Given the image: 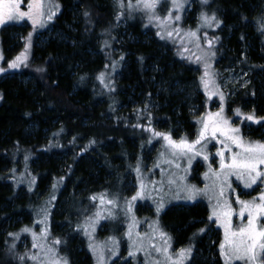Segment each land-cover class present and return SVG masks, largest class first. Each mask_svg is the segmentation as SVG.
<instances>
[{
    "label": "trees",
    "instance_id": "obj_1",
    "mask_svg": "<svg viewBox=\"0 0 264 264\" xmlns=\"http://www.w3.org/2000/svg\"><path fill=\"white\" fill-rule=\"evenodd\" d=\"M58 1L61 10L51 24L52 32L58 36L41 46L31 43L26 52V66L14 68V72L6 73L4 76L8 77L0 80V264H25L7 253L9 233L19 227V222L13 228L8 224L15 220L21 225L28 223L31 211L40 203L38 196L54 181L60 184L54 204L58 208L55 213L52 211L50 224L54 230L64 225V233H57L64 238L72 234L70 216L84 195L110 181L122 183L132 155L139 154L142 158L146 154L152 135L145 129L171 131L176 135H190L195 129L187 100L176 90L183 86L187 93H192L189 83L195 77L193 71L197 69L198 75L203 76L204 63H197L187 52L182 56L185 58L176 55L175 45L156 36L157 22L143 20L145 12L132 11L129 15L127 8L117 7L116 0ZM194 1L197 3L193 10L200 8L221 21L219 27L213 23L209 30L213 39L218 37L215 55L206 60L209 68L218 72L241 59L242 68L248 66L258 80H252L233 101L254 86L255 98L246 101L262 104L264 70L259 26L264 16V0H209L207 5ZM169 9L170 3H162L157 13L164 17ZM86 11L88 17L84 16ZM121 12L124 14L117 20ZM183 12L179 13L180 21L170 22L165 28L179 27L184 46L195 49L196 43L184 35L193 26L184 23ZM257 19L258 30H254L252 24H257ZM123 21L128 22L137 40L118 45L119 53L109 58L115 40L112 37L121 30L119 25ZM7 30H21L27 35L32 28L12 26ZM7 35L2 44L4 52L19 50L17 45L10 46ZM116 59L125 64V69L118 80L113 75L109 85L114 91H110L98 77L109 71ZM21 77L31 80L22 82ZM126 96L133 102L143 99L145 103L137 102L133 109L124 108ZM196 98L205 101L201 91ZM150 100L159 102L160 109L148 110ZM259 132L258 126L250 133L253 137L257 134L264 137V132ZM3 167L7 170L2 171ZM19 171L24 174L22 178ZM25 181H31V187L27 188ZM206 216V208L200 205L172 207L164 214L163 225L174 234L175 246L183 245L198 227L205 225L209 231ZM72 236L71 264H91L81 239L75 233ZM196 238L195 256L190 264H221L219 255L211 254L217 247V234L207 239L205 232Z\"/></svg>",
    "mask_w": 264,
    "mask_h": 264
},
{
    "label": "rangeland",
    "instance_id": "obj_2",
    "mask_svg": "<svg viewBox=\"0 0 264 264\" xmlns=\"http://www.w3.org/2000/svg\"><path fill=\"white\" fill-rule=\"evenodd\" d=\"M30 0H21V10L27 11V5ZM196 1H191V3L184 9L183 12V20L186 25L193 26L192 31H195L199 28L198 36H199V44L202 48H198L196 46L195 49H190L187 52V56L193 55L194 61H197L196 57L201 56L204 57L207 52H214V47L216 46L217 40L212 38L213 36L209 33L210 28L212 27H200L201 21L199 20L200 13L204 12L200 10V8L194 9V4ZM50 5H58V7H53L51 10L55 11V15L51 20H47L45 16V26L44 27H33V24L27 18L23 20L8 22L3 26H0V56L3 59H0V68L5 69L4 72H0V80L4 79L8 76H4L8 72H14V68H8V63L15 60L17 56L21 53H25L26 44H30L34 42L36 46H41L46 43L49 39H54L58 36L57 33L52 32L51 24L54 22L56 17L58 16L61 6L58 0H45V11L49 10ZM206 13V12H205ZM209 16L213 15L211 13H207ZM145 22H148V14L142 16ZM188 20V23L187 21ZM257 24H252V28L254 30H258L259 19H257ZM28 25L32 28V31L28 32L25 35L21 30L18 31H8L7 29L12 26H18L22 28ZM262 25H264V16L261 19V24L259 26L260 33V54L262 55V69L264 70V30H262ZM121 30L113 36L114 43L112 45V52L108 55L111 58L113 53L118 54L120 51V47L118 45L125 44L127 42H135L137 40L136 35H134L133 31L129 27L128 22L123 21L120 23ZM155 31H163V29L155 27ZM37 32V33H36ZM230 32V29L227 30ZM8 34V38L12 46H18L19 50H12L9 54L4 52L3 49V41ZM29 34H31L29 40ZM156 36L160 39V36L155 33ZM205 34H207V39H211L213 41V46L211 49L208 48L207 39H205ZM147 35V34H146ZM148 36V35H147ZM150 36V35H149ZM228 36V35H227ZM167 39V38H166ZM181 39H183V35L180 34L179 37L174 36L172 39H167L170 43L175 45L176 52L175 54L182 58L185 52L181 51ZM190 39V38H188ZM192 42L197 44L195 39H191ZM200 50V52L198 51ZM19 51V52H17ZM213 56L205 57L206 60ZM243 59V57H242ZM9 60V61H7ZM117 62L115 70H113L112 64L109 67V71L103 72L105 74L104 85H109V82L115 77V80L120 78L121 72L125 69V64L120 63V59L114 60ZM112 61V62H114ZM246 62V61H245ZM7 63V64H6ZM203 65V61L197 62ZM241 59L236 60L231 63L227 67H222L218 72L215 70H211L208 68V72L211 74V79L215 81V84H210L208 89L206 90L201 83V75H198V70L194 69V78L189 83L190 89H192V93L186 92V88L180 86L178 90H176L179 94H184V98L187 100V108L189 112L193 116V122L195 123V129L192 131L190 135H185L181 133L176 135L171 131L167 133L171 135L172 139L179 141L181 138H187L189 141L195 140L197 136V131L201 127L198 123V120L201 117L206 116L209 113H216L220 110L221 100L220 94H223V115L232 122L233 127H238L240 129V135L246 141H259L264 143V137H261L259 134L252 136L250 133L253 128L260 127V132L264 131V100L262 104L258 103H248L247 99L255 98L254 86L250 87L248 90L241 92L237 100L233 101L237 94L247 87L252 80H258L256 75L252 74V69L242 68L240 65ZM247 63V62H246ZM23 67L21 64L19 68ZM206 79H209L206 77ZM260 79V78H259ZM20 80L22 82H28L31 80L30 77H21ZM261 82V81H260ZM110 86V85H109ZM103 88V87H102ZM108 89V88H104ZM189 90V89H188ZM201 91L205 97L204 103L196 98V94ZM106 93V92H105ZM215 93V94H212ZM193 96V97H192ZM126 105L124 108L133 109L137 102L140 104H144L145 101L141 99L140 101L133 102L129 96H126ZM101 103V100H100ZM230 103H233L230 105ZM128 106V107H127ZM240 109L243 116H247L249 114L254 115L259 123L254 121H249L244 119L243 116H236L234 114V109ZM160 109V103L154 100H150L148 102V110H158ZM177 126V125H176ZM178 128V127H177ZM165 128H160V130H164ZM175 130V128H173ZM151 139L148 142L150 147H146V154L143 155V159L139 154L137 156L132 155V157L127 162L126 170L123 176V182L116 183L114 181L107 182V185L104 187L95 190L88 191L80 205L76 207L75 211H73L71 217V227L73 228L72 234H77L78 238L81 239V243L85 252L90 256L91 264H152L154 260H160L161 264H164V257L158 256L151 248V244H155L156 246H160L162 244V240L159 237V233L153 231V228L156 227V223L158 222L159 227L167 233L169 237H171V253H176L180 249H187L191 247V253L189 257L184 261V264H190L191 259L195 256L194 252L196 250L197 238L202 236L205 232H207V239L211 237L212 234H217V247L212 250L211 254L217 253L219 255L221 264H225L224 259L220 255V243L224 240V228L221 226V221H216L215 217L213 220H209V216L212 215L213 207L216 204V200L211 196V186L213 183L214 177L212 173L209 171V166L213 171H219L220 158L215 155L218 149L222 148L220 143H217L216 140L209 138L208 141L204 142V148L202 150L201 156H195L191 159L189 163L188 159H180L175 161L174 163H168L171 157L167 154L165 149L166 141H164L160 137H156L151 132ZM257 137V138H255ZM222 139V137H219ZM198 148L200 146H197ZM145 151V149H144ZM233 151H239L235 147H233ZM164 153V155H161ZM142 155V154H141ZM203 155H207L208 160L203 159ZM231 155V153H225L226 159ZM175 163L180 164V168L175 167ZM159 164V167L156 165ZM137 165L140 168V172L138 173L135 169ZM261 169L264 170V166H261ZM7 170L6 167L2 168V171ZM20 172V171H19ZM208 174L207 177L205 174ZM21 175L19 178H22L24 175L20 172ZM20 181V179H18ZM17 180V182H19ZM24 181V179H22ZM169 180H174L175 182L169 184ZM27 188L31 187L32 182H27ZM143 182L146 187V195L143 199H137L133 201L131 198L136 195V192L140 189V184ZM24 183V182H23ZM229 183L231 184V189L225 188V195L223 199H227L234 210V214L231 217V224L233 230H238L241 226L247 224V215L245 214V218L242 220L239 216L240 206L237 204L236 196L239 195L242 200H252L254 197H258L260 195L261 189H264V183L261 181H257L256 185H253L252 188H245L243 181L237 180L235 176L229 177ZM56 185V188H53V185ZM59 183L56 184L54 181L50 187H47V190L42 192L38 199L40 201L39 205L35 207L30 213L28 223L23 225L19 220H15V222H11L8 224L11 228L15 227L16 224L19 226L11 233L19 234V238L16 239L13 236H9V239L6 243L7 253L14 259L18 260L20 263L22 261L19 259V256L37 254L45 261L51 258L53 255H56L57 258L63 257L66 258L68 264H71L70 255H74V250L72 249L73 236L66 235L64 238L59 236L57 233H64L65 226L62 225L57 229H53L50 224V217L52 215V211L57 210L58 205L55 207L57 198L59 197L57 194ZM195 186L197 189L201 190V194L197 195L194 200L186 199L185 187ZM206 186L208 194H203L206 190ZM234 190V191H232ZM81 192V190H80ZM101 193H106L108 199L115 198L117 200V204L113 205H100L99 200L92 201L90 197L93 195H98ZM24 192L21 191V195ZM69 194H66L65 197L68 198ZM79 195V194H78ZM129 202V203H126ZM162 203L163 208L157 214V206ZM55 204V205H54ZM129 205L132 208L131 212L127 211ZM190 205H200L205 207L207 210L206 220L208 221V230H206L205 225L198 227L195 231V235H192L190 241L186 244H181L175 246L176 240L174 234L168 229L165 225H163V216L169 211L172 207H187ZM71 208L74 205H69ZM41 209L47 210V219L44 218V213ZM101 211V217L99 219L96 218L95 213L97 210ZM109 211L113 213L112 216H109ZM91 218V219H89ZM133 219L135 221V226L131 228L132 236L129 239L127 233L129 232V225L133 224ZM37 221H44V223H37ZM21 225V226H20ZM25 227H29L33 232L36 233L35 243L39 245H43L44 249L55 248V253L45 255V251L41 248H33L32 245L34 243L33 236L31 233H24L21 230ZM258 227H264V220L258 222ZM47 228V238L41 239L42 229ZM79 228V230H78ZM87 229L88 234H85L84 229ZM204 231L201 232L200 230ZM137 233L139 236H137ZM60 240L61 243L57 245H53V240ZM15 244V248L12 249L10 246ZM16 244L18 246L16 247ZM92 245L93 247H90ZM142 245V248H141ZM72 246V247H71ZM5 247V246H4ZM3 247V249H5ZM140 250H137V249ZM17 250L18 253H15ZM129 251L135 252V256H129ZM98 257H101L98 260ZM214 258V256H213ZM25 264H34L32 260L25 259ZM232 264H244L243 261H233Z\"/></svg>",
    "mask_w": 264,
    "mask_h": 264
},
{
    "label": "snow or ice",
    "instance_id": "obj_3",
    "mask_svg": "<svg viewBox=\"0 0 264 264\" xmlns=\"http://www.w3.org/2000/svg\"><path fill=\"white\" fill-rule=\"evenodd\" d=\"M188 0H135V3L132 0H127V4H125V0H116L117 7L120 9L127 8L128 14L131 15L132 11H142L148 14L149 23L153 20L157 22V27L164 29L163 31H158L157 35L160 36L161 39H172L174 36L179 37L181 34V29L179 27H172L170 30L166 29L165 26L167 24L175 23L181 20V15L179 14L185 9V5ZM202 5H207L209 0H200ZM162 3H170V9L167 11V14L164 17H161L157 13V8ZM53 7H58V5H50L49 10L45 11V0H30L27 5V11L21 10V0H0V26L5 25L8 22L23 20L27 18L33 24V27H44L45 19L51 20L55 15V11L51 9ZM124 13L121 12L117 15V20ZM85 17L89 16V13L86 11L84 13ZM199 20L201 21L200 27H212L213 23H215L216 27L220 26L221 21H219L215 14L209 16L205 12L200 13ZM262 30H264V25H262ZM199 28L195 31L189 30L184 35L188 38L195 39L197 41L196 46L199 48V36H198ZM31 34H29L30 40ZM205 39H207V34H205ZM215 39H218L216 37ZM208 48L211 49L213 46V41L211 39H207ZM105 47L109 46L108 41H104ZM30 47V44H26L25 52ZM181 51L189 52L186 46H184V41L181 39ZM214 52L205 53L204 57L197 56V62H204L205 71L203 76L201 77V83L204 88L207 90L210 84H215V81L211 79V74L208 72V68L210 65L207 63L205 57L214 56ZM185 58V57H182ZM0 59H3L0 56ZM123 60V56L120 57ZM27 60V55L25 53H21L19 56L15 58L12 62L8 63V68H19L21 64H25ZM117 62H113L112 67L113 70L116 68ZM26 66V64H25ZM42 71V69H39ZM5 69L0 68V72H4ZM208 77L209 79H206ZM83 79V77H81ZM98 79H100L101 83H104L105 74L100 73ZM105 87H109L110 91H114L109 85H105ZM215 94V93H212ZM221 106L220 110L216 113H209L204 117H201L198 120V123L201 127L197 131V136L195 140L189 141L187 138H181L179 141L172 139L171 135L168 133H160L155 132L151 128L145 129L146 131L153 132V135L156 137L162 138L166 141L165 149L167 154L171 157L168 163H174L180 159H188L189 163L191 159L195 156H201L202 150L204 148V142L208 141L209 138L216 140L217 143L222 145L221 149H218L215 153L216 156L220 158L219 171H213L211 166H209V171L212 173L214 177L213 183L211 186V196L216 200V204L213 207L212 215L209 216V220H213L215 217L216 221H221V226L224 228V240L220 243V255L224 259L225 264H232L233 261H243L244 264H264V227H258V222L264 220V189H261L260 195L258 197H254L252 200H242L239 195L236 196V203L240 206L239 216L243 220L245 218V214L247 215V224L241 226L238 230H233L231 224V217L234 214V210L231 206V203L227 199H223L225 195V188L231 189V184L229 183V177L235 176L237 180L243 181L245 188H252L253 185L257 184V181H261L264 183V170L261 169V166H264V143L259 141H246L240 135V129L238 127H233L232 122L229 121L224 115L223 108V94H220ZM234 114L236 116H243L240 109H234ZM244 119L249 121H254L259 123L260 121L255 118L254 115L243 116ZM139 126V125H137ZM219 137H222L220 139ZM91 143H95L92 141ZM197 146H200L199 148ZM233 147L238 149L239 151H233ZM231 153V155L226 159L225 153ZM161 155H164L162 153ZM207 155H203L204 160H208ZM27 159V157H25ZM159 167V164L156 165ZM176 168H180L179 163H175ZM138 173L140 172V168L137 165L135 169ZM207 177V173L205 174ZM63 179V178H61ZM174 180H169L168 183H174ZM146 185L141 182L140 189L136 192L131 199L133 201L137 199H143L146 195ZM53 188H56V185H53ZM186 199L194 200L197 195L201 194V190L197 189L194 185L191 187H185ZM208 189L206 186V190L203 194H208ZM234 191V190H232ZM92 201L99 200L100 205L103 206L117 204V200L115 198L108 199L106 193H101L98 195H93L90 197ZM126 203H129L126 201ZM163 208V204L160 203L157 206V214ZM44 213L45 220L47 219V210L41 209ZM128 212L132 211L131 206L127 208ZM113 213L109 211V216H112ZM97 219L101 217V211L98 209L95 213ZM91 219V218H89ZM37 223H44V221H37ZM156 223V227L153 228V231L159 233V237L162 240V244L158 247L155 244H151L150 248L157 253L158 256L164 257V264H184V261L189 257L191 253V247L187 249H180L176 253H171V237L167 235ZM135 226V221L133 219V224L129 225V232L127 233L129 239H131L132 232L131 228ZM79 230V228H78ZM24 233H31L33 236L34 243L32 245L33 248H41L45 251V255L55 253V248L44 249L43 245H39L35 243L36 233L32 231L31 228L25 227L21 230ZM85 234L87 235V229H84ZM201 232L204 230L201 229ZM47 228L42 229L41 239L47 238ZM9 236H13L18 239L19 234L9 233ZM137 236L139 234L137 233ZM60 240H53L52 244L57 245L60 244ZM12 249L15 248V244L10 246ZM90 247H93L90 245ZM142 248V245H141ZM137 250H140L139 248ZM129 256H135V252L129 251ZM32 260L34 264H68L66 258L59 257L53 255L51 258L46 261L42 259L39 255L33 254L28 255L25 253L23 256H19V259L23 262L25 259ZM101 257H98L100 260ZM152 264H161L160 260H154Z\"/></svg>",
    "mask_w": 264,
    "mask_h": 264
}]
</instances>
